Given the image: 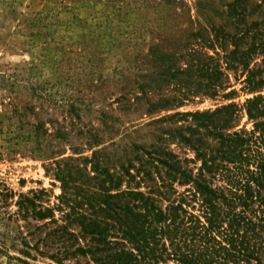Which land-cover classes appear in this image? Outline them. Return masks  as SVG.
Instances as JSON below:
<instances>
[{"label": "trees", "instance_id": "obj_1", "mask_svg": "<svg viewBox=\"0 0 264 264\" xmlns=\"http://www.w3.org/2000/svg\"><path fill=\"white\" fill-rule=\"evenodd\" d=\"M241 2L227 3L233 32L212 25V37L190 33L200 49L151 51L148 82L158 90L172 84L173 93L148 110L176 108L197 95L233 97L227 71L251 96L163 118L180 123L167 133L193 158L180 159L160 138L143 150L146 158H128L119 170L101 150L56 159L48 170L60 184L54 196L46 188L16 195L0 182V208L16 225L21 255L48 264H264V39L257 23L240 27ZM241 110L250 129L236 123ZM196 161L195 169L187 165Z\"/></svg>", "mask_w": 264, "mask_h": 264}, {"label": "rangeland", "instance_id": "obj_2", "mask_svg": "<svg viewBox=\"0 0 264 264\" xmlns=\"http://www.w3.org/2000/svg\"><path fill=\"white\" fill-rule=\"evenodd\" d=\"M232 1L0 0V182L16 195L46 188L54 196L60 184L48 170L56 159L101 150L110 169L119 170L128 158H146L143 150L160 138L180 159L193 158L188 146L167 133L180 123L163 118L175 111L240 105L251 94L227 71L237 90L233 97L197 95L176 108L149 111L152 102L173 93L172 84L158 90L148 82L155 71L151 51L200 49L190 33L212 37V25L233 32L235 19L226 15ZM241 1L240 27L257 23L264 39V0ZM236 123L252 127L244 110ZM187 165L195 169L199 162ZM15 233L14 221L0 208V264H25L17 257L48 264L21 255Z\"/></svg>", "mask_w": 264, "mask_h": 264}]
</instances>
